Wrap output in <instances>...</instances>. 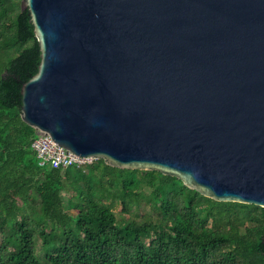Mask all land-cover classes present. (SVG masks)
I'll list each match as a JSON object with an SVG mask.
<instances>
[{
    "label": "water",
    "instance_id": "obj_1",
    "mask_svg": "<svg viewBox=\"0 0 264 264\" xmlns=\"http://www.w3.org/2000/svg\"><path fill=\"white\" fill-rule=\"evenodd\" d=\"M36 130L111 166L264 207V0H22Z\"/></svg>",
    "mask_w": 264,
    "mask_h": 264
},
{
    "label": "trees",
    "instance_id": "obj_2",
    "mask_svg": "<svg viewBox=\"0 0 264 264\" xmlns=\"http://www.w3.org/2000/svg\"><path fill=\"white\" fill-rule=\"evenodd\" d=\"M21 4L0 0V264H264L263 206L103 158L39 164L21 89L41 51ZM117 204L134 216H119Z\"/></svg>",
    "mask_w": 264,
    "mask_h": 264
},
{
    "label": "built area",
    "instance_id": "obj_3",
    "mask_svg": "<svg viewBox=\"0 0 264 264\" xmlns=\"http://www.w3.org/2000/svg\"><path fill=\"white\" fill-rule=\"evenodd\" d=\"M36 131L37 137L32 146L37 153L40 165L51 164L64 168L69 166L86 167L97 159L92 156L79 155L57 143L49 133Z\"/></svg>",
    "mask_w": 264,
    "mask_h": 264
},
{
    "label": "rangeland",
    "instance_id": "obj_4",
    "mask_svg": "<svg viewBox=\"0 0 264 264\" xmlns=\"http://www.w3.org/2000/svg\"><path fill=\"white\" fill-rule=\"evenodd\" d=\"M65 196L67 197L68 195L66 194ZM114 209H115V211L117 212V214H118L119 216H125L126 218H128L129 215H130V216H134V214H128V213H124V212H122V205H120V204H117V205L114 207ZM147 211H148V207H147L146 205H144L143 208H142V210H141V212H142V213H146Z\"/></svg>",
    "mask_w": 264,
    "mask_h": 264
}]
</instances>
